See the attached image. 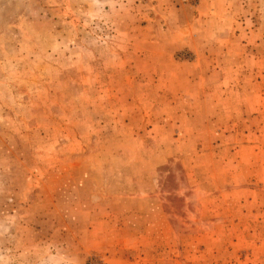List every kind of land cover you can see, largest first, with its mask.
Masks as SVG:
<instances>
[{
	"label": "rangeland",
	"instance_id": "1",
	"mask_svg": "<svg viewBox=\"0 0 264 264\" xmlns=\"http://www.w3.org/2000/svg\"><path fill=\"white\" fill-rule=\"evenodd\" d=\"M0 264H264V0H0Z\"/></svg>",
	"mask_w": 264,
	"mask_h": 264
}]
</instances>
